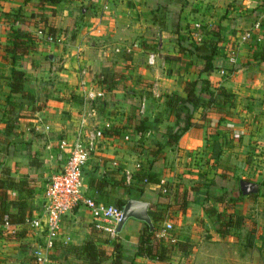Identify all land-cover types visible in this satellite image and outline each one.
<instances>
[{"label":"crops","instance_id":"crops-1","mask_svg":"<svg viewBox=\"0 0 264 264\" xmlns=\"http://www.w3.org/2000/svg\"><path fill=\"white\" fill-rule=\"evenodd\" d=\"M212 1L217 2L62 0L53 5L40 0H0V21L32 32L37 43L36 50H29L17 63L25 72V89L33 93L34 104L24 100L17 124L19 134L4 147L0 168L2 179L8 175L16 180L25 177L32 193L27 196L10 189L9 196L26 199L34 215L40 209L45 180L65 154L59 139L70 144L93 127L101 129L103 135L97 138L83 168L85 194L93 197L95 193L89 185L92 177H125L135 188L141 184L135 178L137 173L155 174L159 184L146 183L140 198L133 192L127 200H144L149 211L156 203L160 209L173 207L186 194L184 212L177 211L173 218L159 223L163 226L174 219L178 238L170 259L162 264H197L195 254L204 240L202 230L218 227L205 208L214 206L223 211L219 195H230L236 186L239 189L240 180L256 184L259 192L264 177V0H218L225 8L213 20L220 16L225 27L213 67L205 72L204 60L191 49L193 36L185 38V28L174 26L176 22L206 21L202 10ZM191 5L199 7L201 13H190ZM40 17L60 33L62 43H49L39 34L38 29L45 26ZM7 29L0 35L1 104L10 91L7 77L11 63L4 48ZM150 54H154L151 64ZM203 79L211 90L221 87L234 94L232 116L214 111L200 116V111L196 112L193 124L166 148L164 158L155 159L152 151L156 144L163 143L167 131L177 127L176 116L165 105L166 96H185V81H197L195 93L199 95ZM31 105L41 109L33 110ZM139 123L149 128L139 131ZM123 193L121 186H115L109 198H127ZM257 193L242 194L237 205L230 206L241 207ZM9 209L16 211L10 204ZM150 220L153 226L151 216ZM92 222L89 209L74 208L63 217L59 239L51 248L40 230L0 224V264H87L70 251V246L94 240L111 249ZM145 225L149 226L130 217L121 226L117 240L122 264L131 260L160 264L136 255ZM18 231L23 233L16 234ZM38 251L44 257L41 262L34 254ZM110 262L111 258L103 264Z\"/></svg>","mask_w":264,"mask_h":264},{"label":"trees","instance_id":"trees-1","mask_svg":"<svg viewBox=\"0 0 264 264\" xmlns=\"http://www.w3.org/2000/svg\"><path fill=\"white\" fill-rule=\"evenodd\" d=\"M41 2H49L50 4H57L62 0H40ZM40 19L44 23V27L38 30L43 34L42 36H60L57 30L47 24L46 18ZM46 28V29H45ZM8 43L5 45V52L9 55V61L11 63L10 75L7 77L8 87L10 92L6 95L3 103V113L1 117V122L3 125L0 127V168L3 165V151L4 147L11 143V138L17 136L18 129V118L22 117V106H24V100H29L27 103L31 102L34 104L33 93L25 89V82L27 77L25 72L17 66L20 59L25 56L29 50H36L37 43L35 42V35L30 31L22 30L19 27L13 26L11 23L7 29ZM191 38V36H190ZM196 40L192 37L191 49L198 57L204 60L203 71L208 72L212 69V62L217 53V43L220 38L215 39H203V41L196 43ZM53 44V43H52ZM264 59V57H263ZM197 81H185L183 83V90L185 96H181L177 93L172 95H167L165 100V105L171 113L176 116V129L168 130L165 135V141L163 143H157L156 149L152 151L155 159H163L166 152V148L174 145L179 137L193 124L192 119L194 118L196 112L200 111V116H204L206 111H214L222 113L225 116H232L235 96L230 91L224 88H217L216 90L209 89L208 81L206 79L202 80L201 90L199 95L195 93V86ZM14 95H18L17 97ZM23 99V100H22ZM188 103L192 105V110L188 106ZM21 105V107H20ZM227 105V106H226ZM31 108L33 110H40L41 106H35ZM31 110V109H30ZM142 122V121H141ZM147 127L138 124L137 129L145 130ZM1 170V169H0ZM3 171V170H2ZM138 179V187L133 188L132 184L127 183L125 177L120 180H115L112 177H92L90 179L89 185L91 189L95 191L93 194V199L96 202H101L104 204L109 203L110 191L115 186H121L124 190L123 194H126L127 198H118L116 206L121 208L128 198L132 197L134 194L136 198L141 197L143 191V186L146 183H160V179L156 177L155 174L151 172H141L135 175ZM110 187V191H106V188ZM259 193L251 194L249 197L255 195L264 196V177L262 181L259 182ZM3 189V190H1ZM15 189L19 193H25L29 196L32 193V189L29 186V181L25 177L21 179H14L13 177L0 178V224L9 225H23L25 226V220L27 217L31 216V211L28 207L26 199L12 198L8 194V190ZM134 190V191H133ZM134 192V194H132ZM239 197H230V202L235 206L237 201L242 196V192L238 189ZM237 198V199H236ZM188 197L183 194L179 201L173 207H162L159 208V203L151 206L149 210V215L153 218V229L148 225H145L140 232L138 237V247L137 256L148 257L154 259L156 262L162 264L170 259L171 253L174 249V245L163 238L156 237V233L160 229V222L165 219L173 218L174 213L177 211L184 212L186 208ZM217 201L225 208L227 207V202H225L224 196L221 194L217 197ZM9 204L16 208V211H11L9 209ZM166 210V212L164 211ZM30 211V212H29ZM214 206H208L205 208V213L209 216L215 223L218 224L216 231L223 236L226 231L221 229L219 225H224L230 227L233 224L231 217L227 218V213H223ZM167 213V214H166ZM239 226V225H236ZM23 231H18L16 234H21ZM247 242L249 245L252 241L250 233L247 235ZM103 243H110L109 239H104ZM69 248V247H68ZM70 251L79 258H83L87 264H103L104 261L111 258L110 264H122V253L121 246L118 240L112 242L111 249L104 247L94 240H88L82 243L80 246H70ZM69 251V252H70ZM65 252L63 251V254ZM130 264H137L131 260Z\"/></svg>","mask_w":264,"mask_h":264},{"label":"built area","instance_id":"built-area-1","mask_svg":"<svg viewBox=\"0 0 264 264\" xmlns=\"http://www.w3.org/2000/svg\"><path fill=\"white\" fill-rule=\"evenodd\" d=\"M5 28V23L0 21V35ZM39 34L42 33L39 31ZM194 35L197 39L196 42H199L201 39L198 34ZM44 38L53 44L63 41L61 35L57 37L45 36ZM153 60L154 54H150L148 62L151 64ZM88 95L89 97L93 96L92 93ZM143 108L144 103L141 104V111ZM102 135L101 129L93 127L91 131L77 135L70 144L66 139H59V148L65 153L60 166L54 168L47 177L41 192L39 211L25 220L26 225L43 232L49 248L54 245L55 240L59 239L58 236L63 227V217L79 206L90 210L92 223L97 231L107 234L110 238H118L117 227L122 218V207L96 202L92 197L86 195L84 190L83 168L94 151L97 138ZM156 237L175 244L177 236L173 223L165 222L156 233ZM34 254L38 262L44 260L39 251Z\"/></svg>","mask_w":264,"mask_h":264},{"label":"rangeland","instance_id":"rangeland-1","mask_svg":"<svg viewBox=\"0 0 264 264\" xmlns=\"http://www.w3.org/2000/svg\"><path fill=\"white\" fill-rule=\"evenodd\" d=\"M212 3L213 4L210 7L205 6L202 10L204 11L203 15L205 16L206 21H199L195 23L184 22L181 24H179V22H176L174 28H185L184 32L187 33L185 38L188 39L190 38V36H193L194 40H197L196 36L194 35L195 33H197L198 37H200L201 39L199 42L203 41V39L220 38L221 33L225 27V23L220 20V16H217V19L215 20H213V18L216 15L223 13L225 7L218 5L220 3L218 0L217 2L212 1ZM188 11L190 13H193V11L201 13L199 12V7H197L196 5L189 6ZM160 17L164 16L160 15ZM6 26L8 28L9 25H5V27ZM7 28H5V30ZM3 105L4 104H1L0 99V116L4 110ZM17 133L19 134L18 131ZM31 161L33 162L34 160ZM237 188L238 186H236L235 190H231L232 193L230 195H224L225 202H227V207L224 208L223 213H227V218L231 217L233 221L232 226L225 228L224 225H219L221 229H224L226 231L223 236L216 233V229L205 228L202 230L201 234L204 236V240L200 246H197L198 252L195 254V259L199 260L197 264H264V197L258 198V195H255L250 199L249 202L241 205V207L236 206L233 208L232 206H230L233 205L230 202V197H239ZM259 190H261V188H259ZM117 199L118 198L116 197H112L107 204H117ZM171 220L170 222L173 223L174 219ZM26 226L28 228L30 227L28 225ZM161 227L162 225L160 226V228ZM29 229L33 228L30 227ZM96 232L100 236L101 240L109 239V241H111V244L108 243L109 246H112V242L117 240V238H110V236L103 232H99L97 230ZM249 233L252 238L250 245L247 242V235ZM200 251L202 252L201 254Z\"/></svg>","mask_w":264,"mask_h":264},{"label":"water","instance_id":"water-1","mask_svg":"<svg viewBox=\"0 0 264 264\" xmlns=\"http://www.w3.org/2000/svg\"><path fill=\"white\" fill-rule=\"evenodd\" d=\"M188 106L192 109V105L188 103ZM239 189L242 194L257 193L258 186L252 182H247L245 180H240ZM149 204L141 199H129L122 206V218L118 224L117 230L120 231L121 226L127 218H136L145 221L149 224L150 228L153 229L149 215Z\"/></svg>","mask_w":264,"mask_h":264}]
</instances>
